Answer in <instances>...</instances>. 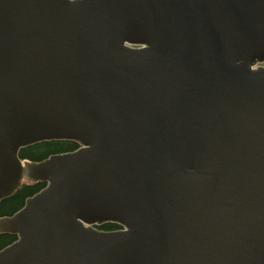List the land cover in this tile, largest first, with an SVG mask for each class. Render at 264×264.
<instances>
[{
    "label": "water",
    "instance_id": "water-1",
    "mask_svg": "<svg viewBox=\"0 0 264 264\" xmlns=\"http://www.w3.org/2000/svg\"><path fill=\"white\" fill-rule=\"evenodd\" d=\"M26 181L0 264H264V0H0V202Z\"/></svg>",
    "mask_w": 264,
    "mask_h": 264
},
{
    "label": "trees",
    "instance_id": "trees-1",
    "mask_svg": "<svg viewBox=\"0 0 264 264\" xmlns=\"http://www.w3.org/2000/svg\"><path fill=\"white\" fill-rule=\"evenodd\" d=\"M78 146L75 140L71 139H48L39 142L28 144L19 149V156L30 160H39L45 158L51 153L62 152L74 149ZM44 185L43 181L38 183L25 182L23 189L17 191L14 195L2 199L0 202V216L4 214H11L16 209L22 206L24 200L29 195L38 191ZM102 229H114L119 225L115 222L107 221L96 225ZM16 238L14 233L0 234V248L12 242Z\"/></svg>",
    "mask_w": 264,
    "mask_h": 264
}]
</instances>
